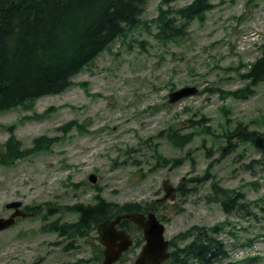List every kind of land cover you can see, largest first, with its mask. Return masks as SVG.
<instances>
[{
    "label": "rangeland",
    "instance_id": "obj_1",
    "mask_svg": "<svg viewBox=\"0 0 264 264\" xmlns=\"http://www.w3.org/2000/svg\"><path fill=\"white\" fill-rule=\"evenodd\" d=\"M189 1L148 0L139 25L75 74L65 91L0 111V150L10 126L23 147L39 135L57 136L47 149L0 164V216L12 212L5 204L15 199L38 207L0 230V264H104L97 228L69 237L48 227L75 220L78 214L66 206L95 203L99 192L108 201L154 208L165 236L178 244L189 240L176 236L190 226L219 223L229 258L264 264V150L226 137L238 121L264 131V80L251 84V93L241 90L247 82L241 73L264 53V0H211L186 33L157 38L159 7ZM186 84L197 86L196 93L168 100ZM170 130L192 137L174 145ZM157 152L173 161L163 165ZM207 171L208 178L191 179ZM165 177L176 186L174 199H160ZM224 192H241L250 211H227ZM128 230L141 242L113 264H135L144 237L136 224Z\"/></svg>",
    "mask_w": 264,
    "mask_h": 264
},
{
    "label": "trees",
    "instance_id": "obj_2",
    "mask_svg": "<svg viewBox=\"0 0 264 264\" xmlns=\"http://www.w3.org/2000/svg\"><path fill=\"white\" fill-rule=\"evenodd\" d=\"M147 1L0 0V111L43 95L65 91L71 86L75 74L91 64L128 28L139 25ZM170 1L161 0V3L169 4ZM211 5V0H190L175 8L160 6L157 19L159 27L155 36L160 39L181 36L187 32L189 21L203 14ZM171 12L177 13L178 18L170 15ZM241 75L247 79L241 90L253 92L250 85L264 80V53L254 58ZM72 126L73 123H68L65 129L69 130ZM9 128L12 134L0 150V164H14L19 158L49 148L57 140V136L43 134L34 138L31 147H23L21 140L14 134L15 127ZM233 135L239 141H248L264 150V131L250 128L246 122L238 121L226 133L228 141ZM167 136L174 145L179 146L186 144L192 137L189 133L179 134L173 130L167 132ZM156 159L163 165L173 161L158 152ZM208 176L210 174L207 171L205 175L191 179L200 182ZM213 187L223 190L216 182ZM178 188L181 193L188 189L183 184ZM95 196V203L76 202L66 206V209L78 214L76 221L55 220L48 227L60 235L79 237L97 228L100 221L120 212L149 210V206L139 201H108L101 192ZM223 196L222 205L227 211L236 207H245L247 212L250 211L249 203L239 200L241 192H224ZM26 209L38 211L36 205H27ZM132 224L135 223L127 218L121 222V226L127 230ZM220 229L219 223L211 226L194 224L186 231L179 232L176 237L189 240L178 244L171 238L170 245L175 246L161 264H247L246 260L229 258L225 242L217 234ZM140 242L141 239L136 240L135 245Z\"/></svg>",
    "mask_w": 264,
    "mask_h": 264
},
{
    "label": "water",
    "instance_id": "obj_3",
    "mask_svg": "<svg viewBox=\"0 0 264 264\" xmlns=\"http://www.w3.org/2000/svg\"><path fill=\"white\" fill-rule=\"evenodd\" d=\"M197 86L186 84L173 89L169 93V101L193 95L197 91ZM90 179L96 181V175L91 174ZM164 194L160 199L166 197L174 199L176 197V186L171 183L169 177L162 181ZM6 207L12 209L7 216H0V230L15 224L19 216L26 217L34 215V211L23 207L21 199H15L6 203ZM130 219L141 228L144 242L135 259V264H161L170 256V238L165 236V224L159 219L154 208L148 211H126L116 214L112 218L102 220L98 223L97 229L100 242L104 247V264H113L124 251L134 244V239L130 232L123 227H118L123 219Z\"/></svg>",
    "mask_w": 264,
    "mask_h": 264
},
{
    "label": "flooded vegetation",
    "instance_id": "obj_4",
    "mask_svg": "<svg viewBox=\"0 0 264 264\" xmlns=\"http://www.w3.org/2000/svg\"><path fill=\"white\" fill-rule=\"evenodd\" d=\"M23 207L26 208V207H27V204H24ZM31 211H32V210H31ZM34 212H35V211H34ZM34 214H35V213H34ZM77 216H78V215H77ZM77 218H78V217H77ZM77 218H76L75 220H73V221H76ZM122 221H123V220H122ZM118 227L120 228V227H123V226H121V223H120V224L118 225ZM123 228H125V227H123ZM126 229H127V228H126ZM129 232H130V231H129ZM57 233H58V232H57ZM90 233H91V232H89V233H87V234H84V235H78V236H79V237H84L85 235L87 236V235H89ZM58 234H59V233H58ZM130 235H131V237L136 241V239L132 236L131 233H130ZM62 236H69V235H62ZM69 237H70V236H69ZM75 237H77V236H75ZM98 238H99V234H98ZM135 241H134V244H135ZM134 244H133V245H134ZM133 245H132V246H133ZM132 246H131V247H132ZM104 247H105V246H104ZM131 247H129V249H130ZM129 249H128V250H129ZM126 251H127V250H126ZM126 251H124V252H126ZM103 252H104V251H103ZM30 264H34V263H30Z\"/></svg>",
    "mask_w": 264,
    "mask_h": 264
},
{
    "label": "bare ground",
    "instance_id": "obj_5",
    "mask_svg": "<svg viewBox=\"0 0 264 264\" xmlns=\"http://www.w3.org/2000/svg\"><path fill=\"white\" fill-rule=\"evenodd\" d=\"M140 228V227H139ZM141 229V228H140ZM136 242V241H135ZM131 247V246H130Z\"/></svg>",
    "mask_w": 264,
    "mask_h": 264
}]
</instances>
